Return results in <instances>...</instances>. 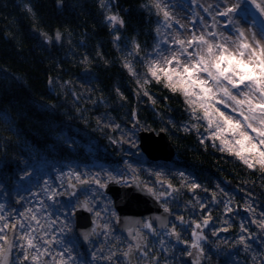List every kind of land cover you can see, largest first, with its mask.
<instances>
[{
  "label": "trees",
  "instance_id": "16d2710c",
  "mask_svg": "<svg viewBox=\"0 0 264 264\" xmlns=\"http://www.w3.org/2000/svg\"><path fill=\"white\" fill-rule=\"evenodd\" d=\"M59 1L56 7L55 0H0V183L6 190L11 193L14 158L64 163L118 157L123 146L109 142V128L95 127L93 115L104 113L137 129L163 130L174 148L175 166L192 170L212 194L217 183L224 185L233 198L231 209L250 206L264 213L259 157L245 152L254 165L249 168L209 133L202 109L193 113L183 93L166 87L158 70L160 79L152 76L151 57L165 39L164 12L157 0ZM32 25L47 33L57 28L59 45L40 44L29 32ZM85 67L88 73L80 74ZM67 83L80 94L78 99H72ZM90 139L102 141L101 148ZM85 144L93 149L84 152ZM174 176L171 172L167 181L173 184ZM166 206L174 208L170 202ZM233 228L236 233L238 225ZM257 235L264 255L260 226ZM167 255L176 260L172 252L160 250L150 253L151 264H165ZM247 256V262L256 258Z\"/></svg>",
  "mask_w": 264,
  "mask_h": 264
},
{
  "label": "rangeland",
  "instance_id": "374dc122",
  "mask_svg": "<svg viewBox=\"0 0 264 264\" xmlns=\"http://www.w3.org/2000/svg\"><path fill=\"white\" fill-rule=\"evenodd\" d=\"M157 2L163 12L169 13L168 17L164 15L165 39L151 57L153 69L159 72L160 69L169 67L166 59H172L174 54L181 61L179 71H182L183 64L191 65L189 58L181 54L180 46L174 43L176 40H184V47L188 48L189 52L201 51L203 55L204 51L201 48L189 47L187 44V41L193 37L203 35L212 44H225L228 52L237 54V58L239 51L242 50L239 45L247 43L253 48L256 47L252 39L253 34L256 40L264 44V11H262L264 0H157ZM227 8H235L236 11L226 16L220 15ZM239 30L243 31V37L239 35ZM226 38H230L227 43ZM202 47L206 50L207 45ZM215 54L219 55V50ZM247 58L246 51L244 59ZM192 59L194 60L195 56ZM123 65L132 73L127 61H124ZM171 67H177L175 61ZM199 78L206 79L207 76L201 73ZM67 87L70 89L72 99H78L80 94L70 83H67ZM232 93L237 94L236 90H232ZM191 99L195 100L196 97ZM220 99H224L225 104L216 103L215 107L226 115H231L234 120L241 119L243 123L238 112L232 111V107H235L234 103L222 93L216 97L217 101ZM98 101L104 103L103 98H99ZM93 118L96 128H109L112 135L106 137L111 144L117 148L123 146L118 157L107 154L110 158L107 160L100 156L91 157L89 154L91 158L87 161L74 160L64 163L36 162V159L29 161L25 157L13 159L9 169L13 181L11 193L0 183V256L9 236L12 235L13 251L10 264H127L126 255L132 243L116 229L115 220L118 214L113 199L101 188V185L107 184L110 179L119 185H128L132 179L137 178L152 193L166 198L164 204L170 202L174 209L176 208V213H180L177 210L179 203L184 202L186 206L188 197L184 196L183 191L187 192L188 189L194 188L191 174L185 172L188 168L179 163H175L177 165L175 166L173 160L157 164L147 159L138 147L140 129L116 122L113 118L106 117L104 113H95ZM206 121L208 122L207 119ZM221 127L226 126L221 124ZM209 128V133L217 137L226 148L234 152L240 150V146L235 144V140L240 139L239 135L234 137L228 131L218 132L215 122L209 125ZM245 130L255 137V133ZM60 139L68 145L71 144L67 137L60 136ZM224 140L229 143H222ZM89 142L101 148L102 141L96 142L90 139ZM82 147L84 152L93 149L89 144ZM244 155L246 156L245 153ZM170 171L174 173V178H177L173 184L167 181L171 175ZM68 181L87 182L88 185L78 190L74 196H70ZM216 187L218 190H223V195L226 194L230 202H233L232 195L225 186L222 187L221 183H217ZM82 197L89 204L93 228L97 224L102 227L99 233H95V238L89 241L86 250L81 247L74 223V208ZM190 204L192 205V202ZM249 208L250 211L252 207ZM249 214L250 218L245 219L249 221L250 231L246 227L241 229L240 227L243 226H239L234 235L233 246L239 251L248 247V236L257 235L259 226L264 229V213L262 211L255 213L251 210ZM9 228L11 231L8 230ZM140 229L151 243H148L146 250L137 255L138 264H151L150 253L155 254L160 250L164 253L172 251L173 246L169 241L168 231L158 230L147 220H144ZM194 236L192 244L199 245L198 234ZM248 252L256 256L251 264H264L262 261L264 255H261V251L259 253L256 245L251 246ZM257 252L259 255L256 254ZM162 262L174 264L173 257L168 255Z\"/></svg>",
  "mask_w": 264,
  "mask_h": 264
},
{
  "label": "snow or ice",
  "instance_id": "6c2138e0",
  "mask_svg": "<svg viewBox=\"0 0 264 264\" xmlns=\"http://www.w3.org/2000/svg\"><path fill=\"white\" fill-rule=\"evenodd\" d=\"M234 11H236L235 8H227L220 15L226 16ZM164 15L168 17L169 13L164 12ZM117 19L116 16L109 17L111 21H117ZM239 35L244 36L242 30H239ZM228 39L230 38H226V43ZM252 39L256 47L253 48L247 43L239 45L242 49L238 53L239 58L237 54L228 52L225 44H212L203 35L187 41L189 47L201 48L204 51L203 55L201 51L189 52L188 48L184 47V40H176L174 43L180 46L181 54L189 58L191 65L183 64L182 71H179L181 61L174 54L172 59H166L169 67L160 69L167 79L166 87L173 92L181 91L189 105L192 106L193 113L200 108L210 126L213 122L216 123L218 132L228 131L234 137L239 135L240 139H236L235 144L240 146V150L236 151L235 155L249 168L254 165L245 157V152L258 156V162L264 166V44L255 39V34ZM203 45H207L206 50L203 49ZM217 50L220 52L219 55L215 54ZM245 50L247 60L244 59ZM193 56H195L194 60ZM173 61L177 64L176 68L171 67ZM201 73L206 74L207 78H199ZM151 74L157 80L160 79L157 71L151 70ZM193 89H198V91ZM232 90H236L237 94L233 95ZM220 93L234 103L235 107H232V111L238 112L243 123L241 119L234 120L231 115H226L215 107L216 103L225 104L224 99L216 100ZM191 97H196V99L193 100ZM221 124L226 127H221ZM245 129L255 133V137ZM222 143L228 144L229 141L224 140Z\"/></svg>",
  "mask_w": 264,
  "mask_h": 264
},
{
  "label": "water",
  "instance_id": "95a60500",
  "mask_svg": "<svg viewBox=\"0 0 264 264\" xmlns=\"http://www.w3.org/2000/svg\"><path fill=\"white\" fill-rule=\"evenodd\" d=\"M55 6L60 5L59 0H55ZM32 36L39 39L40 44L50 46L51 43L58 46L60 43V34L57 28L51 33L38 30L35 26L29 27ZM88 73V68H82L80 74ZM138 147L140 151L150 161L169 162L174 158V148L163 130L140 129L138 131ZM87 182H67V188L70 196H74L78 190L87 187ZM103 192L109 194L113 199L117 218L115 227L132 243L126 255L127 264H138L137 255L146 250L148 244L140 231L143 220H148L154 224L158 230L166 228L171 221V209L162 206L161 197L152 193L141 182L134 178L128 185H119L116 181L110 179L107 184L101 185ZM191 193V192H190ZM245 212V210H243ZM75 233L81 242L83 250L87 249L90 240L95 238V233L102 230L100 224L93 228L91 219V210L88 202L82 197L74 208ZM172 240L178 238L177 233H172ZM13 236L9 239L0 256V264H10L13 251ZM186 264H203L202 253L193 246L189 254L184 258Z\"/></svg>",
  "mask_w": 264,
  "mask_h": 264
},
{
  "label": "flooded vegetation",
  "instance_id": "af4514ba",
  "mask_svg": "<svg viewBox=\"0 0 264 264\" xmlns=\"http://www.w3.org/2000/svg\"><path fill=\"white\" fill-rule=\"evenodd\" d=\"M152 162L158 164L163 161ZM182 171L183 169H181ZM185 172L191 174L190 177L194 188L187 190L188 198L185 203L186 206H184V202L179 203L177 210L180 213H176V209L166 206L164 204L166 198H162L159 195L162 206L171 209L172 212L171 221L163 231L169 232V241L173 246L170 252L176 257L174 264H186L184 258L189 254L193 246H196L202 253L204 259L203 264H251L247 262L248 254L250 258L248 251L251 246H257L261 240L260 237L258 235L248 236L247 240L249 245L246 248L248 251L246 249L239 251L238 248L233 246L234 231L236 230L233 227L238 225V227L243 226L240 227L241 229L246 227L248 230L251 227L249 226V221L245 219L250 218L248 207L235 206L231 209L232 204L227 198V195H223V190L216 188L215 193L212 194L202 187L199 179L194 175L192 170L188 169ZM221 186L224 187V185ZM190 202H192V205ZM242 219L246 221H242ZM172 233L178 234L176 240L171 239L170 235ZM195 234H198L199 245L192 244ZM145 240L147 244L151 243L146 238ZM180 258H182V263H180Z\"/></svg>",
  "mask_w": 264,
  "mask_h": 264
},
{
  "label": "clouds",
  "instance_id": "9594fccd",
  "mask_svg": "<svg viewBox=\"0 0 264 264\" xmlns=\"http://www.w3.org/2000/svg\"><path fill=\"white\" fill-rule=\"evenodd\" d=\"M6 245V244H5Z\"/></svg>",
  "mask_w": 264,
  "mask_h": 264
}]
</instances>
